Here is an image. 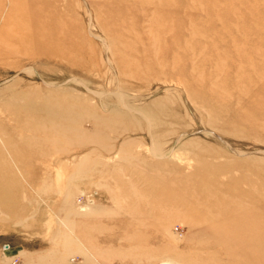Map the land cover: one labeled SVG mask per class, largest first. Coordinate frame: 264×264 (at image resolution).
Segmentation results:
<instances>
[{"label":"rangeland","instance_id":"rangeland-1","mask_svg":"<svg viewBox=\"0 0 264 264\" xmlns=\"http://www.w3.org/2000/svg\"><path fill=\"white\" fill-rule=\"evenodd\" d=\"M0 264H264V0H0Z\"/></svg>","mask_w":264,"mask_h":264}]
</instances>
